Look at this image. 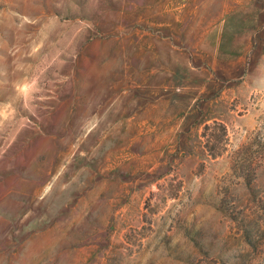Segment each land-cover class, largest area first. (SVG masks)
<instances>
[{"label": "rangeland", "instance_id": "rangeland-1", "mask_svg": "<svg viewBox=\"0 0 264 264\" xmlns=\"http://www.w3.org/2000/svg\"><path fill=\"white\" fill-rule=\"evenodd\" d=\"M0 264H264V0H0Z\"/></svg>", "mask_w": 264, "mask_h": 264}, {"label": "trees", "instance_id": "trees-1", "mask_svg": "<svg viewBox=\"0 0 264 264\" xmlns=\"http://www.w3.org/2000/svg\"><path fill=\"white\" fill-rule=\"evenodd\" d=\"M212 127L220 130L222 132V134L224 135V134H226V126L222 121H215V120L212 121L210 124H205L203 126V129H204L203 136L205 137V139L203 141L204 142L203 143L204 148H205V150H207L209 152V155L211 157H215V156L219 155V153H220V151H217V149H216L218 146L217 144H218L219 138L216 134H214L213 131L209 132V133L205 132L207 129L212 128ZM245 181L247 183H249L250 179H248V178L246 179V177H245Z\"/></svg>", "mask_w": 264, "mask_h": 264}]
</instances>
